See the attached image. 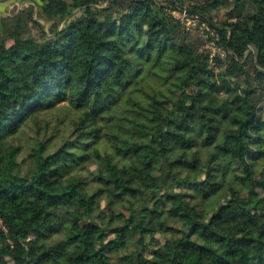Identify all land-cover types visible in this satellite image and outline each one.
<instances>
[{
  "label": "trees",
  "instance_id": "1",
  "mask_svg": "<svg viewBox=\"0 0 264 264\" xmlns=\"http://www.w3.org/2000/svg\"><path fill=\"white\" fill-rule=\"evenodd\" d=\"M30 1L0 14V264H264V0Z\"/></svg>",
  "mask_w": 264,
  "mask_h": 264
},
{
  "label": "built area",
  "instance_id": "2",
  "mask_svg": "<svg viewBox=\"0 0 264 264\" xmlns=\"http://www.w3.org/2000/svg\"><path fill=\"white\" fill-rule=\"evenodd\" d=\"M162 1V0H161ZM183 14L184 16L181 17V21L186 25V27H197L200 30L207 29L206 22L200 20L196 15H189L185 9H183L180 12V15ZM207 36V34H205ZM207 46L212 47L213 49L217 50L215 48L214 40H211L207 43ZM221 51V50H220ZM222 53V52H221ZM223 54V53H222Z\"/></svg>",
  "mask_w": 264,
  "mask_h": 264
},
{
  "label": "rangeland",
  "instance_id": "3",
  "mask_svg": "<svg viewBox=\"0 0 264 264\" xmlns=\"http://www.w3.org/2000/svg\"><path fill=\"white\" fill-rule=\"evenodd\" d=\"M161 1V0H160ZM162 1H164V0H162ZM32 2L30 1V0H16V1H14L13 3H11V4H8L7 5V11L6 12H4V13H10V12H12V11H14V12H17L20 8H22V7H25V6H27L28 4H31ZM222 11L220 10V12H219V14H218V16L217 17H219V18H222V13H221ZM35 13V12H34ZM173 13L174 14H176V16L178 17V19L179 20H181V17H183L184 15L183 14H181L180 15V13H178V12H175V11H173ZM35 15V14H34ZM36 16V15H35ZM37 17V16H36ZM209 47V46H208ZM210 49H211V51L212 52H215L216 50L215 49H213L212 47H209ZM214 67H216V66H214ZM107 149H108V147H107Z\"/></svg>",
  "mask_w": 264,
  "mask_h": 264
},
{
  "label": "water",
  "instance_id": "4",
  "mask_svg": "<svg viewBox=\"0 0 264 264\" xmlns=\"http://www.w3.org/2000/svg\"><path fill=\"white\" fill-rule=\"evenodd\" d=\"M1 15H7V13L0 12ZM36 19H39L42 23H45L44 20L41 17H35Z\"/></svg>",
  "mask_w": 264,
  "mask_h": 264
}]
</instances>
